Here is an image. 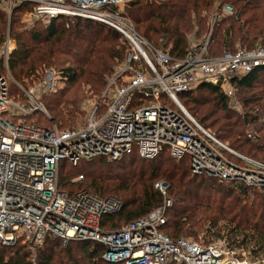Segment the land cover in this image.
I'll list each match as a JSON object with an SVG mask.
<instances>
[{
	"label": "built area",
	"instance_id": "built-area-1",
	"mask_svg": "<svg viewBox=\"0 0 264 264\" xmlns=\"http://www.w3.org/2000/svg\"><path fill=\"white\" fill-rule=\"evenodd\" d=\"M130 0H0L9 18L23 5V15L49 23L60 16L95 21L118 31L129 44V53L109 79L101 99L89 107L85 123L60 129L29 121L49 114L43 97L63 87L54 68L35 71L31 87L14 81L9 58L10 40L0 48V245H27L33 256L47 239L65 246L71 240L98 243L103 259L118 264H247L238 253L220 244H204L185 237L172 240L161 232L164 206L149 215L106 232V215L121 212L115 197L101 198L86 190L61 191L60 169L106 158L119 161L133 154L151 160L166 151L177 160L187 158L191 171L219 182H234L250 189L264 188V162L245 157L204 128L184 107L181 94L201 85L220 88L231 107L241 113L233 82L264 67V47L236 48L220 56L208 53L209 38L193 44L183 58H173L136 30L125 14ZM225 5L219 17L235 16ZM11 82L19 89L13 96ZM254 138L255 134L249 132ZM77 181L84 180L79 174ZM164 196L168 185L155 184Z\"/></svg>",
	"mask_w": 264,
	"mask_h": 264
},
{
	"label": "trees",
	"instance_id": "trees-1",
	"mask_svg": "<svg viewBox=\"0 0 264 264\" xmlns=\"http://www.w3.org/2000/svg\"><path fill=\"white\" fill-rule=\"evenodd\" d=\"M224 4H231L236 15L219 17L211 32L209 17L219 16ZM27 7L23 5L12 15L10 33L16 48L9 58L10 71L20 81L37 69L58 70L63 87L44 99L51 117L37 113L29 121L69 128L75 124L87 92L101 99L108 79L125 61L129 44L109 26L64 16L25 34L20 31V18ZM125 14L142 37L177 59L186 55L191 40L203 45L209 35L211 56L234 50L237 43L249 49L264 45V0H130ZM5 24L6 13L0 9V46L6 39ZM233 85L241 113L231 107L219 87L209 84L201 85L197 97L181 94L180 101L204 128L233 150L264 162V67ZM249 132L255 137L250 138ZM79 174H84V180H76ZM159 181L168 185L166 196L155 188ZM59 188L70 194L86 190L94 196L120 200L121 212L102 218L106 232L137 221L170 200L161 232L172 240L197 238L203 233L205 244L222 239L228 249L246 250L254 260L264 259V188L250 189L193 174L187 158L177 160L164 151L151 160L133 154L119 161L100 158L83 162L78 167L64 161ZM103 254L98 243L71 240L63 246L59 240L47 239L35 256L21 243L0 245V264H117L105 261Z\"/></svg>",
	"mask_w": 264,
	"mask_h": 264
},
{
	"label": "rangeland",
	"instance_id": "rangeland-1",
	"mask_svg": "<svg viewBox=\"0 0 264 264\" xmlns=\"http://www.w3.org/2000/svg\"><path fill=\"white\" fill-rule=\"evenodd\" d=\"M225 5H228V6H231L233 9H234V11H235V8L231 5V4H224L222 7H221V9L225 6ZM221 11V10H220ZM12 17L13 16H11L10 18H9V16L6 14V24H5V30H4V32H3V35H5L4 37L6 38L5 39V42L0 46V48L1 47H3L4 46V44L8 41V39L10 40V43H11V47H12V49L14 50L15 48H16V40L14 39V37H13V35H11V33H10V28H11V21H12ZM216 16H214V15H211L210 17H209V26H210V29H211V32L213 31V28H214V26L215 25H213V19L215 18ZM228 17H231V16H228ZM20 23H21V29H20V31L22 30V31H26V33L25 34H27L28 32L30 33L33 29L35 30V28H38V29H41L42 27H45L46 26V24H47V22H42V21H36L35 19H30V20H28V19H26L25 17H24V15H22V17L20 18ZM33 30V31H34ZM209 38V40H210V35L206 38V39H208ZM199 41V40H198ZM198 41H196V40H191V42H192V45L193 44H198V43H196V42H198ZM257 45H261V44H257ZM257 45H255V46H257ZM254 46V47H255ZM261 46H263L264 47V45H261ZM235 49L236 48H246L247 46H242V45H240V44H235V46H233ZM225 49V48H224ZM13 50H12V52H13ZM46 68V67H45ZM45 68H41L42 70H44ZM41 69H37V70H35V71H40ZM41 72V71H40ZM12 74V73H11ZM12 77H13V75H12ZM111 78V77H110ZM109 78V79H110ZM13 79H14V81H16L17 83H19L20 85H23V86H25V87H31V86H33V84L35 83V82H37L38 81V79H37V77L36 78H33L34 80H35V82H33V80H31L30 79V77L29 78H26V79H23V80H20V81H18V80H16L14 77H13ZM109 79H108V81H109ZM88 89V88H87ZM10 91H11V94L13 95V96H15V97H17L18 95H19V89H18V86L15 84V83H13V82H11V84H10ZM200 93V91L199 90H197V91H194L193 93H191V96H193V97H197L198 95H200L199 94ZM46 97H43V101H45L44 99H45ZM236 98V101L237 102H239L238 101V99H237V96L235 97ZM94 103H97V104H104V101L102 100V99H99L98 98V95H92L91 93H89V92H87V97L83 100V102H82V104H81V106H80V113L78 114V116L76 117V120H75V124L74 125H72V126H69V127H78V126H82L84 123H85V120H86V118H87V115H88V111H89V107L92 105V104H94ZM46 104V103H45ZM46 110H47V112H48V114H49V117H51V113H50V111H49V109L47 108V106H46ZM46 117V116H45ZM41 120H42V118H40ZM249 130H252V129H249ZM224 143V142H223ZM227 146H229V144L228 143H225ZM230 147V146H229ZM231 148V147H230ZM232 149V148H231ZM234 151H236V150H234ZM237 152V151H236ZM237 153H239V154H241V155H243L242 153H240V152H237ZM243 156H245V157H248V156H246L245 154L243 155ZM250 158V157H249ZM74 171V170H73ZM72 171V172H73ZM75 173H76V171H74ZM253 197V196H252ZM185 238H187V239H190V240H192V241H196V242H199V243H206V239H204V235H203V233H201V234H199L198 235V237L197 238H195V237H190V236H188V237H185ZM215 244H220V245H223V246H225V247H227L226 245V242L224 241V240H222V239H216L215 240V242H214ZM234 251H236L237 253H238V256H239V259L241 260V261H246L247 262V264H264V259L263 258H259V259H257V260H254V258H252L249 254H248V252L245 250H234ZM118 264V263H117Z\"/></svg>",
	"mask_w": 264,
	"mask_h": 264
}]
</instances>
